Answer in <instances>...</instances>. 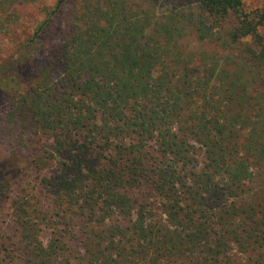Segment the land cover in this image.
Returning <instances> with one entry per match:
<instances>
[{
    "label": "trees",
    "instance_id": "obj_1",
    "mask_svg": "<svg viewBox=\"0 0 264 264\" xmlns=\"http://www.w3.org/2000/svg\"><path fill=\"white\" fill-rule=\"evenodd\" d=\"M263 27L245 0H58L0 66V264H264Z\"/></svg>",
    "mask_w": 264,
    "mask_h": 264
},
{
    "label": "rangeland",
    "instance_id": "obj_2",
    "mask_svg": "<svg viewBox=\"0 0 264 264\" xmlns=\"http://www.w3.org/2000/svg\"><path fill=\"white\" fill-rule=\"evenodd\" d=\"M159 5L163 4H175L177 2H189V0H155ZM58 0H32L28 3L22 4L20 6H16L13 8L10 13L16 14L19 16V19L17 21V24H12V27L7 29L6 33L0 32V66L5 65L7 62H12L16 55L18 54V45L20 43L28 42L29 39L32 37L34 30L38 26L39 23L43 22L47 15L48 11L52 8H54L57 4ZM246 5L254 10H258L261 13H264V0H245ZM8 13V12H7ZM8 13V14H10ZM231 28V25H228V29ZM262 35L264 40V27L262 28ZM249 44L251 41L245 40ZM187 43H191L193 45L192 41H188ZM264 43V42H263ZM212 50H219L223 54L225 53L223 48L218 46V44H210L205 46ZM191 47H189L190 49ZM30 55L35 59H38L40 57L39 55V45L38 43L32 51H29ZM240 50L236 49V46L234 45L230 49H228V55L232 56L233 58H236L239 56ZM229 68H233L232 63H228ZM264 72V71H262ZM24 77V78H23ZM22 78L24 79V82H29L33 77V70L28 69L25 70L24 76ZM22 79V80H23ZM262 90L264 91V84L261 86ZM9 103L2 98L0 95V127L2 125V122L6 121V118L8 116L9 112ZM8 111V112H7ZM29 136H31L29 141V146L25 147L24 149V155L20 158L21 169H24L22 171V174H24L25 170H28L27 167L31 165V161L34 157L39 156V151L42 149L43 143H47L45 139L40 138L38 136L37 138L32 137L30 133H28ZM12 150H16L15 147H12ZM18 152V151H17ZM11 154L10 150H7L6 154ZM33 171L28 170L27 176H25V181L22 182L19 192L24 191L26 194L30 193V191L37 192V190L40 188L38 187V183L41 181L42 175L38 176V173H32ZM21 182V180H20ZM39 199L41 200L42 204L47 208L49 206L50 202V195L49 193L40 195ZM16 195L14 193L12 194L11 199L9 202L5 204L6 210L0 217V229L2 232L8 234V235H14L13 233L17 232L16 226H14V222L12 221L11 217L8 215L13 211V207L11 204L16 201ZM39 238L43 241L44 244H48L51 232L49 229H43L39 232Z\"/></svg>",
    "mask_w": 264,
    "mask_h": 264
}]
</instances>
